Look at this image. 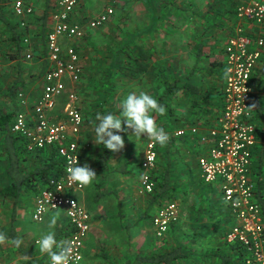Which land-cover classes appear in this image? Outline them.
I'll list each match as a JSON object with an SVG mask.
<instances>
[{
	"label": "built area",
	"instance_id": "built-area-1",
	"mask_svg": "<svg viewBox=\"0 0 264 264\" xmlns=\"http://www.w3.org/2000/svg\"><path fill=\"white\" fill-rule=\"evenodd\" d=\"M84 0H56L50 14L51 29L46 37L48 69L43 75L39 98L30 115L17 112L10 132L21 136L27 151H54L62 161V174L49 179L35 197L32 209L33 222H40L49 213L62 214L68 223L70 234L66 240L72 244L71 264H80L83 248L90 231V215L73 197L83 190L68 179L69 170L80 166L83 151L88 144L81 140L84 123L77 109L76 91L68 86L79 83L82 66L78 51L69 42L80 41L86 31H94L108 23L114 13L111 3L98 15L82 22L75 20V13ZM11 12L19 20V29H25L32 5L22 0L11 3ZM236 28L224 45V82L221 94V110L212 128L207 129L201 142L206 153L198 157V167L206 184L218 183L221 202L230 211L233 225L225 235L229 246L242 253L243 264H264V213L256 199L255 182L251 179L252 153L257 144L256 122L253 120L255 91L254 76L263 65L264 58V0H241L235 9ZM244 25L250 27L245 31ZM29 46V38L22 40ZM31 52L25 55L31 59ZM4 52L0 45V79L4 72ZM256 80V79H255ZM258 81V79L256 80ZM66 95L67 102L60 115L51 117L57 100ZM264 105V87L259 92ZM18 101L26 103L24 93ZM197 127H186L172 132L173 138H183L189 133L198 135ZM157 159L156 144L151 141L145 148L140 163L139 179L143 193L152 194L155 183L151 178ZM43 209V211H41ZM178 218L175 204L167 205L153 219L157 237L162 236L169 225ZM45 264H50L47 259Z\"/></svg>",
	"mask_w": 264,
	"mask_h": 264
},
{
	"label": "crops",
	"instance_id": "crops-1",
	"mask_svg": "<svg viewBox=\"0 0 264 264\" xmlns=\"http://www.w3.org/2000/svg\"><path fill=\"white\" fill-rule=\"evenodd\" d=\"M194 1L196 0H152V5L154 7L153 10L145 12V14L150 15L148 17V24L144 25L141 36H140V43H139V50H141L143 53L146 54L148 57L147 65L148 67H145V72L140 73V83H139V90L147 92L148 94L152 95L154 98L156 96V86H157V93H160L162 86H161V75L160 73L163 70V65L166 64L165 61H168V64L170 68H172L173 73L171 74L174 76V78L178 79L179 77H187L190 76L189 80H186V84L192 85V84H199L200 79L203 80L202 88L203 90H208L206 93L211 94L213 93V87L217 90H222L223 88V80H220L217 77H209L207 75V70H209L208 67H210V64H214L217 62H224V52L223 48L224 45L230 35L233 34L234 29L236 28L237 21L235 20L234 13H233V4L235 3V0H209L210 4L202 8V11L200 14H203L207 22H204L202 31L199 30L200 27L198 25H195V19L197 18L196 14V7L194 4ZM216 2V6L211 9V5H214ZM240 1V0H239ZM38 7L34 10V19L33 23L30 22L29 29L27 30V33L30 35L29 41L30 45L28 47L23 46V50L21 52V55H25L28 52L33 51L35 55V59L32 71L27 68V74L24 81L20 82V69L21 67L18 65V55L15 53L16 60L10 61V65H13L14 67L10 68L5 74V76L0 80V93L3 94V96L6 97V101H11V107H13L12 110H16L17 112H23L25 114L30 115L33 111L32 108L29 106L30 101H28V97H32L31 91L28 90V80L26 79L27 76L31 73H38L42 69V64L44 62V58H46L47 52H46V46H44V40L42 35L40 34V29L42 25V15L46 8L45 0H37ZM84 3V1L82 2ZM82 7V5L79 7V9ZM12 10V9H11ZM212 10V11H210ZM230 11L232 13H230ZM52 13V12H51ZM205 19V20H206ZM235 20V21H234ZM49 21H50V15H49ZM48 21V22H49ZM50 29H51V23L49 22ZM244 29L246 32L250 29L247 25H244ZM19 31V29H18ZM198 31V34L204 33V36L202 38H196L195 32ZM196 38V39H195ZM202 42L205 45V54L202 58V61L198 64V72L193 73V67L195 65V59L192 48L195 43ZM184 49V50H183ZM83 53V52H82ZM46 54V55H45ZM128 57V56H127ZM18 58V59H17ZM124 63V61L122 62ZM127 67L129 66V57L126 59ZM44 65V64H43ZM17 66V67H16ZM48 67V65H47ZM89 67V66H88ZM43 68H45L43 66ZM89 74L88 78L91 80L95 79L98 81L99 74L98 71H96L95 65H92L89 67ZM100 68V67H98ZM224 68V64H223ZM86 74H87V64H86ZM84 69V70H85ZM46 70V69H45ZM83 70V71H84ZM85 74V77H86ZM152 74L151 76H149ZM144 76V78L142 77ZM150 79L152 81L150 82ZM172 79V78H171ZM170 79V80H171ZM88 81V80H87ZM13 82V83H12ZM24 82V83H23ZM21 84L24 85V95L26 97V103L23 105L18 100H11L9 99L6 94L9 91V88L13 87L14 85ZM18 85V86H19ZM43 85V79L40 82L38 87L39 92L36 93L34 97H38L41 93V88ZM37 86V85H36ZM188 86V85H186ZM27 88V89H26ZM79 92V91H78ZM27 95V96H26ZM37 98V99H38ZM35 100L31 103H34ZM173 108L175 107V112L178 113L179 117L182 116L183 113H187L190 111V103L184 102L181 99L176 98V100L173 99L171 102ZM82 106V104L80 105ZM10 107V108H11ZM83 108V107H82ZM7 110L0 111V113H6ZM159 118H155L157 121L156 123L160 126L165 128V131L169 134L170 139H174L170 151H169V165L167 163L166 157L162 155V153H159V159L156 161L157 164H155L157 174L164 175V172L166 169L169 170L170 173V181L168 185H163L164 181H160V185L155 183V191L157 190L158 195L154 197V200L152 202H148L147 200L143 199V201L146 202V204H143L142 207L138 208V216L140 212H147L150 208H152L151 213L155 211V207L151 206L156 204L159 199H162L163 197H166L165 199H173L175 198L182 207V214L183 219H185V216L188 217V224L194 225V226H205L208 227L207 229L201 228L198 231V234H200V237H194V239H197L199 241H207L210 244V250L218 248L217 255H226V254H235V252L229 250V245L225 242V237H223L222 242L220 241V236L218 233V230L220 226L222 225H233L232 219L229 217L226 221L223 223L220 222L218 226L217 216L216 213H214L213 210H216V205L213 206L214 201L212 197L213 188L211 185L206 184L202 178L200 169L198 167V157L201 155H204L206 153V148L208 147V143L204 144L201 142V139L203 135L206 134V131L208 127L206 125H203L201 122L199 126H189L190 124H184V120H175L172 121L169 125L167 120L162 119L160 116H157ZM197 123V122H196ZM85 127V125H84ZM186 127H197L199 129L198 135H190L189 133L186 135V137L183 138H173L171 135L172 132L178 129L186 128ZM82 138V137H81ZM84 141V140H82ZM88 144V147L83 151L80 166L83 167V164L86 165V161H89L88 167L96 174V177L92 180V182L87 185L83 186V190L77 193L73 194V197L79 202V204L87 211V213L91 216V222H90V230L83 248V258L80 264H84V260H87V257L89 254H92L94 250L96 249L95 244L92 245V220L94 219V222L97 220H103L105 217L112 216L114 218L118 217L119 225L118 230H121L122 232H127L126 229H124V226L122 225L123 220L125 216H128L129 214V208L123 207L125 203H128L130 201V198L128 197L131 193V187L126 184L125 190H127V194H125L124 190H122V195L117 192V189L112 186L110 183L105 182V177L108 175H119L122 178L129 177V175H132L133 173L135 175H138L140 173V165L137 167H132L133 170H131V164L129 161H123L122 158L118 161V163H115L114 157L112 156L111 151V158L108 162L107 170L104 171L97 167L95 164V158L99 152V149L96 151L91 150L89 153V142H85ZM26 146V145H25ZM99 147V146H98ZM158 147H163L158 144H156V151ZM27 149V148H26ZM0 168L1 170L4 169V167L7 164L6 156L3 154H0ZM143 159V158H142ZM136 170V171H135ZM137 172V173H135ZM104 176H102V174ZM101 174V175H100ZM139 175V179H140ZM152 176V174H151ZM251 179L253 181H256L259 175L254 173L253 171L250 173ZM163 180V179H162ZM261 180L264 181V177H261ZM175 181H183L185 186L184 187H176L175 184L172 182ZM105 182V183H104ZM8 184V180L4 179L2 177V182L0 187H4ZM124 187V186H123ZM122 187V188H123ZM162 188L166 189L164 193L162 192ZM155 193V194H157ZM160 193V195H159ZM180 194L179 196H177ZM186 194V195H184ZM170 196V197H168ZM26 198V197H25ZM33 199V198H32ZM23 200L20 199L16 206V218L14 223V229L16 232L17 238L22 239L23 243L18 248V250L11 245L10 241H5L4 243H0V248L4 249V252L0 251L2 254L7 255L6 250H10V253L12 255L16 256H24L25 258H29L30 255L34 252L40 253L41 256H46L45 254H42L39 251V247L36 246V241L39 239L40 235L43 234L44 230L48 228L51 215L45 216L40 222L44 223L43 228L35 229H27L24 222V214L23 212ZM185 200V201H184ZM187 200V201H186ZM140 201V200H139ZM5 203L11 202V200L6 199L4 201ZM33 202L31 208L33 209ZM119 202H124V204L121 206L119 205ZM2 204V203H0ZM109 204L111 206L106 207L104 205ZM112 204L114 207H112ZM12 209L11 214L13 211V203L11 202ZM156 206V205H155ZM186 207V211H185ZM197 211L195 213H191L193 209ZM26 209V208H25ZM159 213V212H158ZM191 213V214H190ZM32 215V211H31ZM135 219L129 220V222L134 225V223L137 220V215H133ZM136 216V217H135ZM193 217V219H192ZM65 218V217H64ZM63 218V219H64ZM63 221V226H57L58 224L54 226V231L58 228H68V223L66 218ZM30 221L33 222L32 216L30 218ZM10 221L8 223H0V232L7 231L10 228ZM33 223H39V222H33ZM145 224V223H144ZM154 226V225H153ZM132 226H130V229ZM196 228V227H193ZM155 230V228H154ZM65 231V230H64ZM127 236L126 234H124ZM140 239L142 241H149L151 238V230L141 232L139 234ZM67 238V237H66ZM66 238L60 239L59 241H64ZM109 240V239H108ZM215 243L216 247L212 246V243ZM114 243H109L108 248H112L111 253L106 250L105 248H100L99 251V257L105 262L109 264H133L136 256H150L154 254H148L146 253L138 244V253L133 254L127 261H124V251H120V256L122 258H119L115 256V250L112 246ZM204 248V247H203ZM121 249V248H120ZM175 249V248H174ZM223 250V251H222ZM205 251V248H204ZM203 252L202 255H203ZM225 253V254H224ZM207 255V254H206ZM212 256V254H210ZM42 257V258H43ZM111 257V259H110ZM42 258L37 257L34 260V263L32 264H41ZM213 260H210L212 258H206L207 262L206 264H217V260L215 257H213ZM209 261V262H208ZM42 264H45L43 261Z\"/></svg>",
	"mask_w": 264,
	"mask_h": 264
},
{
	"label": "rangeland",
	"instance_id": "rangeland-1",
	"mask_svg": "<svg viewBox=\"0 0 264 264\" xmlns=\"http://www.w3.org/2000/svg\"><path fill=\"white\" fill-rule=\"evenodd\" d=\"M151 1L152 0H112L114 15L110 18L107 24L97 30L86 31L85 37L80 41H72L68 43L69 45H72L74 48L77 49L80 64L83 70L85 69L87 64V74L85 69L83 71V76L80 80L81 82L73 86H68V91H76V106L78 104L80 108V105L82 104V107H85V110L88 111L89 114L91 113L92 115L93 112H95L94 117L89 119L83 129L84 133H87L84 139L89 142V153L91 150L96 151V149H99L98 145L93 140L95 139L94 129L97 124L95 118L98 113H103L101 112L100 107L97 105L102 101H106V107L108 106L111 109L118 111V104L124 96H126L129 92L140 91L138 88L140 83V75L131 74V69L127 67L126 59L128 58L127 56L129 54L134 55L138 52V45L140 43L142 29L144 25L148 24V17H150V15L145 14V12L153 10L152 8L154 7ZM110 3L111 2L109 0H84V3H82V7L80 9L78 8L75 13V20L82 22L91 17H94L101 13L105 9V7ZM38 4L39 3L36 2V5H34L35 8L38 7ZM194 4L196 7V11L201 13L202 8L209 5L210 1L196 0L194 1ZM9 9L11 10V5H9ZM199 20L201 19H195V25L198 24V26H201L202 23ZM34 60L36 59L31 56V59L24 58L20 60L21 64L18 63V65L21 67L20 82L24 81L23 79L27 74V68L32 71L31 69ZM123 61L124 63H122ZM92 65H95L96 71H98V81L95 79L91 80L90 78H88L90 69L89 67H91ZM12 67L14 66L10 65V62L4 63V72L1 79L5 76L6 72ZM151 75L152 74H150L149 76ZM142 77L144 78V76ZM26 79L28 80L29 85V87L27 88L29 91H31V95L33 94L32 97H28L27 99L28 101L33 102L36 98L34 96L37 95L36 93L39 92V88L36 89L34 85L30 82V74L27 76ZM149 80L150 82L152 81V79L150 78ZM155 92H157V86ZM6 100V97L3 96L2 93H0V111L7 110L8 112H11L13 109V107H11V101L7 102ZM62 108L63 106H60L58 99L54 111L50 113L51 117L57 116V114L61 112ZM154 116L155 118H159L156 115ZM119 134L124 140V147L118 152H112V156L114 157L115 163H118L121 158L123 161H129L130 164L132 163L131 170H133L132 167H137L138 165H140L145 148L147 147V144L150 141L147 139L130 137L132 135L131 130H126ZM85 161L86 165L88 166L89 161ZM83 166H85V164H83ZM139 175L140 173L138 175H135L133 173L132 175H129V177L126 178H122L119 175H108L107 177H105V182L112 184V186L117 189V192L120 193V195H122V190H124V193L127 194V190H125L127 189L126 184H128L127 187L130 186L132 188L131 193L128 196L130 198V201L128 203H125V205L123 206L124 208H129V214L128 216L124 217L125 220H123L122 223L124 229H126L127 232H122L121 230H118V217L114 218L112 216H108L105 217L103 220L96 219V222H94L93 219V238L91 241L92 245L95 244L96 249L92 254H89L86 261L84 260V264H109L105 263L99 257L98 254L101 247L105 248L111 253V251L113 250H111L112 248H108L107 245H109V243H114L112 247L114 249H117L115 250V252H113V254L115 253V256L122 258V256H120V251H124V261H127L133 254L138 253V244L142 246L141 248L148 254H163L170 250H173L174 248L179 247L182 249L183 253L188 255V257L182 260L180 264H206L207 257L209 259L212 258L210 260H213V257L217 253L216 250H218V248L210 250L211 246L209 242L194 239L196 235L197 237L201 236L200 234H198V231L201 228L207 229L208 227L200 225L194 226L188 224L189 216H185V219L182 218L184 213H181V204L175 198L165 199L166 197H163L162 199L157 200L158 202L156 204H151V206L155 207V211H153V213H151L152 208H150L147 212L142 213L141 211L138 216V208L142 207L143 204H146L143 199L147 200L148 202H152L154 200L155 193H157L158 190H154L153 194L143 193L139 183ZM102 176H104V174H102ZM172 183L179 188L185 186L183 181H175ZM211 187L213 188V192L211 193L213 200L211 199L210 201H214L213 206L216 205V210L213 211L214 213H216L218 221L217 224L219 226L220 222L223 223L224 221L229 219L230 211L226 212V208L221 202L218 183H213ZM179 195L180 194H178L177 196ZM32 200L33 199L30 195H27L26 198H24L23 200L24 210L22 211V214H24L25 217L23 219V223H25L27 229L31 228L37 230L38 228H43L44 223H33L30 221L32 211ZM0 203L2 202L0 201ZM123 204L124 202H119V205L122 206ZM169 204H175L177 206L178 218L174 225L167 229V231L162 236L157 237L153 226V219L158 214V212L163 210ZM104 206L106 208L110 205L106 204ZM112 207H114L113 204ZM11 209V202H3L2 204H0V223H8V221H10ZM186 210L187 209L185 207V211ZM196 211L197 208L196 210L193 209L191 213H195ZM48 215L56 216L58 224L57 226L64 225L63 221H65V218L62 214L49 213L46 215V217ZM133 215H137V220L134 225L129 222L132 217L133 219H135ZM130 226H132L131 229ZM230 227L231 225L225 224L219 227L220 230H218V233L219 236L221 235V242ZM149 229L151 230L152 235L150 240L142 241L140 239L139 234L141 232L148 231ZM48 230L49 228H46L43 233H46ZM124 234H126L127 236H125ZM36 246L39 247L37 243ZM212 246L216 247L214 242L212 243ZM203 247L205 248V251ZM0 251L4 252V249L0 248ZM203 251L204 253L202 255L201 252ZM6 252L7 255H4L0 252V264H32L34 263L33 259H36L37 257H43V255L41 256L40 253L36 252H33L29 258H25L22 255H12L10 253V250H6ZM210 254H212V256H210ZM116 264L118 263L116 262Z\"/></svg>",
	"mask_w": 264,
	"mask_h": 264
},
{
	"label": "trees",
	"instance_id": "trees-1",
	"mask_svg": "<svg viewBox=\"0 0 264 264\" xmlns=\"http://www.w3.org/2000/svg\"><path fill=\"white\" fill-rule=\"evenodd\" d=\"M12 1L14 0H0V45L6 59L5 63L16 60L15 53H17L19 57V59L17 58L18 62L25 58L26 54L21 55V52L24 48L22 40L25 36L30 37V35L27 33V30L29 29L30 22L33 23V13L35 10L34 5H36L37 0H22L26 5L33 6L32 14L28 16L27 19H25L26 26L24 30L18 28L19 20L13 17L12 12L9 9V5H11L10 3H12ZM55 1L56 0H45L46 8L42 15V27L40 29V34L42 35L44 40V46L46 43L47 34L50 31V25H48L50 22L49 15L54 9ZM240 1L235 0V3L233 4L234 17L236 6L240 3ZM215 6L216 2L210 7L211 9H213ZM230 13L232 12L230 11ZM196 14V19H201L199 21H201L202 24L198 27H200L199 30L202 31L204 22H207V19L198 11L196 12ZM204 33L198 34V31H196L195 37L200 39L204 36ZM192 50H194L193 54L195 59V65L192 71L193 73H196L200 69L198 68V64L202 61L206 48L202 42H198L193 45ZM31 54L33 57H35L33 51H31ZM128 57L130 66L129 69H131V74L137 75L145 72V67H148V57L145 53L138 49L137 53H135L134 55L129 54ZM165 62L166 64L163 65V70L160 73L162 77V89L160 93L156 92L155 98L161 105L165 107L166 112L163 115H154L160 116L162 119H165L167 121L169 120V124L172 121L174 122L175 120L180 119L185 121V125L190 124L189 126H199V122H201L203 125H206L208 129L212 128L221 110L222 90L220 91L213 87L212 95H207L206 93L208 92V90H203L204 87L202 88L203 80L200 79V83L197 85L186 84V80H189L190 76L184 77V80L183 77L182 79L181 77H179L178 79L174 78V76L171 75L173 73L172 68H170L168 61ZM19 64H21V61L19 62ZM43 64L40 72H33L32 74L30 73V82L36 89L39 87L43 75L48 69L46 58H44ZM223 64L224 62L221 61L210 64L211 66L208 67L209 70H207L208 72L205 77H217L224 82ZM43 66L45 68H43ZM257 71V78L256 76H254L253 80L255 82V91L259 94V92L264 87V58L263 65ZM82 76L83 69L81 77ZM255 79H258V81H256ZM80 82L81 81H79V83ZM18 85L19 84L9 88V91L6 94L9 99L18 100V93L25 91L24 85ZM258 94L254 95V104L252 109L253 120L256 122L257 144L255 145L252 153L251 172L253 171L257 175H259L256 181H254L256 186L255 193L256 199L264 213V181L261 180V177H264V105L262 104L260 95ZM37 98L38 97L35 98V102L37 101ZM176 98L181 99V101L183 100L184 102L187 101L190 103V111H188L187 113H183L181 117H179L178 113L175 112V107L173 108L171 103L173 99L176 100ZM66 102V95L59 98L60 106H64ZM34 103L30 102L29 106L32 108ZM106 104V101H102L97 105L100 107L103 114H107L109 112L118 113L119 110L116 111L108 106L106 107ZM77 109L81 113L84 125L87 124L90 118L94 117L95 112H93V115L90 113V115L88 111L85 110V107L82 108V106H80L79 108L77 104ZM16 113V110H12L11 112L6 113H0V154L5 155L7 160V164L4 169L1 170L0 168V186L2 177L8 180L7 185H5L4 187H0V201L3 203L6 199H9L13 203L10 228L7 231H2L0 233H3L8 238L7 241L10 242L13 239L17 238L14 225L12 223H14L16 218L15 208L19 200L24 199L27 195H30L31 198L35 199V197L45 186L46 182L51 178H55L61 175L63 170L62 161L56 157L54 151L46 152L43 150H35L33 152H29L26 149L24 139L21 136L12 134L10 132V126L12 125V121ZM57 115L59 118L62 117L60 113H58ZM86 134L87 133H84V130L81 133V140H84V143L86 142V140L84 139V137H86ZM173 140L169 138L165 146L161 148L158 147L156 161H158L159 159L158 154L162 153V155L166 157L167 163L169 165V151ZM110 158L111 151L103 148L102 146H99V152L95 158V164L97 165V167L106 171ZM151 174L153 181H156L158 185H160V181H164L163 185H168L170 181V173L168 169L165 170L163 177L162 175L157 174L156 168L152 170ZM165 190L166 189L162 188V192L160 191V193H164ZM156 195H158V193L155 194V196ZM227 211L228 209L226 208V212ZM175 222L171 223L168 229L173 226ZM55 233L56 239L59 241L60 239L66 238L70 234V230L69 228L64 229L61 227L56 229ZM229 248V250L235 252V254L217 255L216 253L214 257L217 260V264H243L242 253L240 249L233 246H229ZM16 249L18 250V248ZM187 257L188 255L183 253L182 249L178 247L163 254L136 256L133 264H180V262ZM47 259L48 257L44 256L41 261H44L46 263Z\"/></svg>",
	"mask_w": 264,
	"mask_h": 264
},
{
	"label": "clouds",
	"instance_id": "clouds-1",
	"mask_svg": "<svg viewBox=\"0 0 264 264\" xmlns=\"http://www.w3.org/2000/svg\"><path fill=\"white\" fill-rule=\"evenodd\" d=\"M118 113L96 115L95 143L112 152H118L124 147V140L119 134L131 130L130 137L147 139L153 144L165 146L169 140V134L163 127L156 123L154 114L163 115L166 109L156 98L144 91L129 92L118 104ZM129 137V138H130ZM96 174L87 166H75L69 170L68 179L80 186L89 185ZM43 211V209H41ZM57 223L56 216L49 221V230L40 235L36 243L39 251L45 254L50 264H71L73 247L69 241H58L54 226ZM7 237L0 233V243L7 241ZM23 241L20 238L13 239L11 245L19 248Z\"/></svg>",
	"mask_w": 264,
	"mask_h": 264
}]
</instances>
